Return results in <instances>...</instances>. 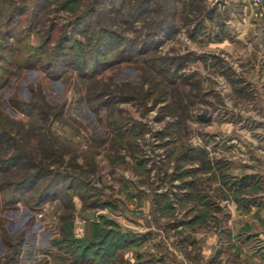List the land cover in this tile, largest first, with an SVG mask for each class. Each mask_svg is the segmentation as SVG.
Returning a JSON list of instances; mask_svg holds the SVG:
<instances>
[{
  "label": "rangeland",
  "instance_id": "374dc122",
  "mask_svg": "<svg viewBox=\"0 0 264 264\" xmlns=\"http://www.w3.org/2000/svg\"><path fill=\"white\" fill-rule=\"evenodd\" d=\"M2 2L0 264H264V0Z\"/></svg>",
  "mask_w": 264,
  "mask_h": 264
},
{
  "label": "trees",
  "instance_id": "16d2710c",
  "mask_svg": "<svg viewBox=\"0 0 264 264\" xmlns=\"http://www.w3.org/2000/svg\"><path fill=\"white\" fill-rule=\"evenodd\" d=\"M2 5L3 2L0 0V10H2ZM31 4H25L21 3L18 6H11L6 12L1 20V26L2 29L8 30L9 34H14L16 31V22H22L23 24L25 23H30L33 22V20L36 18V12L34 9V4L30 7ZM102 38V36H101ZM59 45H57V48L53 47L52 52L50 53V59L48 60L49 64L48 67H56L58 64H66V65H72V66H84L87 61V54L85 52L84 46L77 42L75 38H68L65 36V33L62 34L59 37ZM68 41V42H67ZM69 44V45H68ZM67 45V46H65ZM100 46V45H99ZM66 49H73L74 51L71 53V58L68 57V53ZM99 47L96 48V53H98ZM64 57L62 60H59V58ZM33 63V62H32ZM2 76H0V79ZM20 160L18 156H13L6 161L0 160V167H16L17 161ZM42 171L35 172L32 176H27L24 179H21L16 184V187H14L13 191L14 192H20L26 185V183H34L36 179L41 175ZM58 178L57 175H53L52 179H50V182L48 184H45L40 193H39V198L36 200V204L42 203L45 198H49V195L52 193V191L56 190V182L55 180ZM18 196V195H17ZM17 199V198H16Z\"/></svg>",
  "mask_w": 264,
  "mask_h": 264
}]
</instances>
